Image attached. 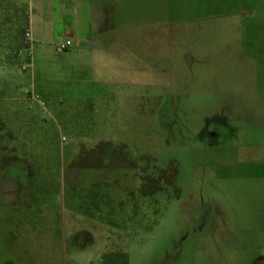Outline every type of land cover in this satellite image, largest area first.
Returning <instances> with one entry per match:
<instances>
[{
	"label": "rangeland",
	"instance_id": "obj_1",
	"mask_svg": "<svg viewBox=\"0 0 264 264\" xmlns=\"http://www.w3.org/2000/svg\"><path fill=\"white\" fill-rule=\"evenodd\" d=\"M143 2L159 72L128 52L111 103L0 0V264H97L124 219L128 264H264V0Z\"/></svg>",
	"mask_w": 264,
	"mask_h": 264
},
{
	"label": "crops",
	"instance_id": "obj_2",
	"mask_svg": "<svg viewBox=\"0 0 264 264\" xmlns=\"http://www.w3.org/2000/svg\"><path fill=\"white\" fill-rule=\"evenodd\" d=\"M151 3V10H153L154 4ZM143 6V0H28V29L30 37L34 36L33 40L35 38L50 40L54 41L55 45L60 38L71 37L72 44L68 52L76 62L78 71L88 70L86 62H89L92 66V70H89L91 76L100 78V80L94 79V83H100L104 85L103 88H107L105 95L110 94L107 100L112 103L128 98L125 94L122 95L127 86L128 52L131 58L146 64V72L151 76L159 72L160 51L158 47L160 43L158 38L154 36L150 39L137 37L141 33L138 31L145 29L143 21L138 17L144 11ZM149 23L146 22L147 28L152 26ZM127 30H135L134 37L126 36ZM133 45L140 48L129 51L127 48ZM143 46H149L148 53L141 52L140 49ZM90 83H93L91 78ZM154 87L156 86L146 85V88H141L142 91L140 90L141 92L134 96L137 101L142 100L146 103L147 110L152 108L149 107V103L153 100ZM97 219L95 218L93 222L108 224L110 228L114 225L112 222H116L115 217L108 214ZM119 220L122 223V219ZM124 220L123 225L119 227L114 225V231L109 229L105 240H99L101 249L96 253L97 264H128L124 244L129 232V221ZM74 236L82 244L78 248L93 244L95 239L99 238L98 231L95 233L80 230L74 232L72 237ZM90 236L94 238V242L82 241ZM113 238L117 240L112 241ZM112 242H115V247Z\"/></svg>",
	"mask_w": 264,
	"mask_h": 264
},
{
	"label": "built area",
	"instance_id": "obj_3",
	"mask_svg": "<svg viewBox=\"0 0 264 264\" xmlns=\"http://www.w3.org/2000/svg\"><path fill=\"white\" fill-rule=\"evenodd\" d=\"M27 35L30 36V31L28 30H27ZM71 44H72L71 37H62L56 42V49L58 51H64L68 49L71 46Z\"/></svg>",
	"mask_w": 264,
	"mask_h": 264
}]
</instances>
